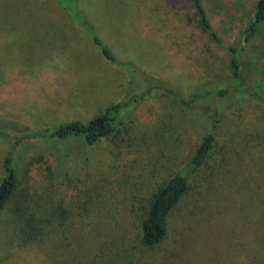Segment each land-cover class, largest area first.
Masks as SVG:
<instances>
[{
  "label": "rangeland",
  "instance_id": "1",
  "mask_svg": "<svg viewBox=\"0 0 264 264\" xmlns=\"http://www.w3.org/2000/svg\"><path fill=\"white\" fill-rule=\"evenodd\" d=\"M257 1L201 0L224 44L241 50L243 93L221 112L213 91L232 83V55L201 27L191 0L77 2L127 66L107 60L57 0H0V184L11 151L20 179L0 215V264H264V23L244 40ZM130 70L203 96L189 109L147 99L95 145L13 146L18 130L86 123L122 101ZM216 122L215 156L191 179L169 237L140 250L154 194ZM30 222L43 233L25 243L17 235Z\"/></svg>",
  "mask_w": 264,
  "mask_h": 264
},
{
  "label": "trees",
  "instance_id": "2",
  "mask_svg": "<svg viewBox=\"0 0 264 264\" xmlns=\"http://www.w3.org/2000/svg\"><path fill=\"white\" fill-rule=\"evenodd\" d=\"M67 15L84 31H86L93 39L95 45L102 50L104 57L111 63L122 65L113 55L112 51L103 43L95 33L94 27L91 25L86 15L77 7L79 0H57ZM194 4L196 14L199 18L201 27L209 33L211 38L223 46L231 53L230 69L232 71V83L217 88L213 91L215 95L223 101L220 109L222 112L226 109L230 99L228 97L233 91L243 93V83L241 78V55L235 46H227L221 40L216 31L212 28L206 11L201 0H191ZM79 3V2H78ZM264 23V0H258L256 4L255 19L251 22L244 32V40L248 43L257 32L258 25ZM125 65V64H123ZM127 66V65H125ZM131 71V70H130ZM132 78L128 83L127 96L120 102L110 105L105 111L88 122L72 121L70 123L57 127H44L36 131L30 129L16 130L17 137L13 139V146H18L25 141L49 140V141H70L79 139L87 145H95L102 139L113 136L124 126L127 110L138 106L147 99H166L170 100L180 107L191 108L196 100L203 96L199 92L194 93L190 97H186L179 89L170 84L156 80L138 71L132 70ZM209 93H207L208 95ZM240 96H243L242 94ZM262 100V98L255 97ZM264 104V100L262 102ZM263 106V105H262ZM217 122L214 129L205 136L194 155L154 194L150 203L148 212L141 222L138 247L144 252H151L160 249L161 245L167 240L171 231L175 215L181 207L184 199L188 196L191 189V179L196 177L205 166L209 165L212 156H215ZM8 137V136H7ZM10 138V136L8 137ZM12 151L5 159L6 176L0 184V215L10 202L19 187V174L15 166V160L12 157ZM66 211L62 210V214L66 216ZM66 218V217H65ZM61 217V220H66ZM0 218V237H1ZM20 230V229H19ZM21 233V234H20ZM19 239L25 243L38 238L43 233V225L30 222L26 227L20 230ZM16 237V238H17ZM15 240V238H14ZM12 238L8 239L7 244L14 242Z\"/></svg>",
  "mask_w": 264,
  "mask_h": 264
}]
</instances>
